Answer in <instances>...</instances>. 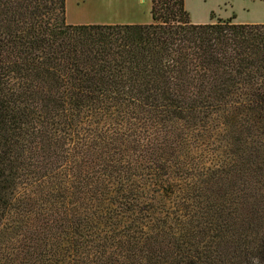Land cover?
<instances>
[{
    "label": "trees",
    "instance_id": "16d2710c",
    "mask_svg": "<svg viewBox=\"0 0 264 264\" xmlns=\"http://www.w3.org/2000/svg\"><path fill=\"white\" fill-rule=\"evenodd\" d=\"M149 1L0 0V264H264V22Z\"/></svg>",
    "mask_w": 264,
    "mask_h": 264
},
{
    "label": "rangeland",
    "instance_id": "374dc122",
    "mask_svg": "<svg viewBox=\"0 0 264 264\" xmlns=\"http://www.w3.org/2000/svg\"><path fill=\"white\" fill-rule=\"evenodd\" d=\"M193 23L234 15L242 23L264 22V0H184ZM148 0H66L65 18L70 24H115L148 16Z\"/></svg>",
    "mask_w": 264,
    "mask_h": 264
},
{
    "label": "crops",
    "instance_id": "0c3cea01",
    "mask_svg": "<svg viewBox=\"0 0 264 264\" xmlns=\"http://www.w3.org/2000/svg\"><path fill=\"white\" fill-rule=\"evenodd\" d=\"M148 3H149V12H148V16L147 17H144L142 19H138V20H133V21H129L127 23H150L152 22V18H151V14H150V7H151V4H150V1L148 0ZM65 11H66V0H65ZM229 18H232V22L234 23H242V22H238L236 21L235 19V16L232 15L230 16ZM216 19H218L217 17H214V19H211L210 18V15H209V19L207 22H211V21H215ZM221 19H228V18H221ZM67 22V21H66ZM192 22V21H191ZM207 22H203V23H207ZM68 23V22H67ZM193 23V22H192ZM70 24V23H69Z\"/></svg>",
    "mask_w": 264,
    "mask_h": 264
}]
</instances>
